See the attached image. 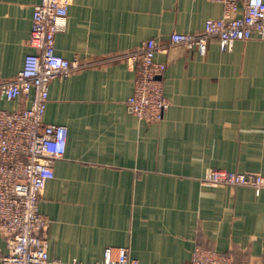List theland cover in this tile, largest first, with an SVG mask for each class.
<instances>
[{"label":"crops","instance_id":"obj_1","mask_svg":"<svg viewBox=\"0 0 264 264\" xmlns=\"http://www.w3.org/2000/svg\"><path fill=\"white\" fill-rule=\"evenodd\" d=\"M57 54L85 68L55 80L45 114L68 129L66 155L40 210L52 221L51 258L94 264L126 248L140 264H188L199 248L264 264V190L209 185L211 170L264 175V38L206 55L182 45L157 54L167 64L161 122L131 115L137 67L127 57L151 39L200 33L224 15L211 0H69ZM41 0H0V82L15 78ZM32 96L0 110L31 106ZM5 245L0 235V246Z\"/></svg>","mask_w":264,"mask_h":264},{"label":"built area","instance_id":"obj_2","mask_svg":"<svg viewBox=\"0 0 264 264\" xmlns=\"http://www.w3.org/2000/svg\"><path fill=\"white\" fill-rule=\"evenodd\" d=\"M224 6V15L209 19L200 33H174L170 41L151 39L131 53L127 60L137 67L134 93L127 102L131 115L146 124L161 122L169 108L164 94L167 64L157 54L182 45L206 55L211 40L223 52L231 51L238 41L255 36L264 38V0H211ZM69 0H41L33 18L30 46L24 67L13 79L0 82V97L8 101L32 96L31 106L13 111L0 110V264H85L64 262L49 253L52 221L42 214L40 201L48 183L55 178L54 164L66 155L68 129L48 124L45 114L50 86L67 80L85 68L78 59L57 54L56 37L64 30L69 15ZM209 185L245 186L258 194L264 190V175L211 170L205 178ZM94 264H140L128 249L117 252L107 248L101 261ZM188 264L237 263L232 255L199 248Z\"/></svg>","mask_w":264,"mask_h":264},{"label":"rangeland","instance_id":"obj_3","mask_svg":"<svg viewBox=\"0 0 264 264\" xmlns=\"http://www.w3.org/2000/svg\"><path fill=\"white\" fill-rule=\"evenodd\" d=\"M251 173H254V172H251Z\"/></svg>","mask_w":264,"mask_h":264}]
</instances>
